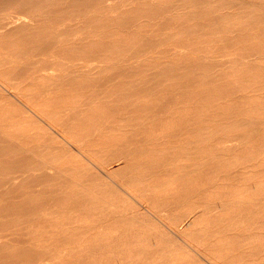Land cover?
Returning a JSON list of instances; mask_svg holds the SVG:
<instances>
[{"label":"bare ground","instance_id":"6f19581e","mask_svg":"<svg viewBox=\"0 0 264 264\" xmlns=\"http://www.w3.org/2000/svg\"><path fill=\"white\" fill-rule=\"evenodd\" d=\"M85 1L0 0V264H216L186 229L243 264L222 219L264 200V0ZM181 190L213 202L175 229Z\"/></svg>","mask_w":264,"mask_h":264},{"label":"rangeland","instance_id":"374dc122","mask_svg":"<svg viewBox=\"0 0 264 264\" xmlns=\"http://www.w3.org/2000/svg\"><path fill=\"white\" fill-rule=\"evenodd\" d=\"M124 1L126 0H118L116 3H120ZM67 3H70V1H60V2L54 1L53 4H67ZM84 3H92V4L96 3V4H102V5L109 4L105 0H91V1L88 0V1H85ZM163 3L174 4L175 1L174 2L163 1ZM15 10L17 9L11 8L8 5L1 8L0 9V22L13 20L14 17L11 14H16L18 10L17 11ZM164 67H165L164 63H161L159 67L157 66V68L155 69L153 68L152 70L162 69ZM256 129L258 130L259 128H256ZM251 132H253V130ZM91 148L94 150H97L95 149L97 147L94 146L93 143L91 145ZM121 181L131 185V183H136L139 180H121ZM231 182L234 184H237L238 186L242 185V182L240 180H233ZM216 183L218 187L220 184L225 183V181L216 180ZM214 188H216V186H211L208 191L214 190ZM180 193L182 196L183 195L185 196H183V199H181L177 203H173V202L169 203V205H172V208L170 211H166L164 208L160 211L161 213H164L163 215L164 220L171 225L173 224L170 223L169 218L170 219H172V217L182 218L184 215L187 214V211H189V209H192L195 212H199V209H201L203 205H204V208H206L208 204H211L213 202V201H208L206 199L202 201L206 193L205 190L199 191V192L196 191V193L188 197H187V192H184V190H181ZM251 195H252L251 190L243 189V190H238L234 192V195H230L229 197L239 198V197H246V196L249 197ZM221 198H224V197L221 196ZM214 201H215L214 202L215 204H218L220 202L219 200H214ZM251 202L252 200L250 198L248 199L246 198L245 201H240V202L235 203L237 206H240L245 209V214H243L242 216H235V218L230 219V221H228L227 219H222V221L225 223V225H233V227L228 228L230 229V233H239L242 236V238L248 236L243 239V242L242 241L240 242V245H243V249L241 250V252L245 251V253H247L246 258L243 259V264H264V200L263 201L261 200L259 202V205L254 206L252 209L248 208L251 206ZM201 204L203 205L200 206ZM213 212H215V210ZM213 212H210V214L207 216L208 217L211 216ZM218 212H222V209ZM207 216H202V218H206ZM223 217L224 215L222 216V218ZM243 217L246 220L242 219ZM191 219H193V217L191 216L186 217V220L184 221V223H186L187 220H191ZM155 226H156V229L158 230V232L155 234L156 237L159 238V232H162V234H164V242L170 247H173L175 248V250L182 253V255H184L185 258H187V254L190 251L194 253V251L191 249L190 246H187V244H184L182 241L180 242V240H178V238L174 236V234L171 231H169L168 228L164 226L162 227L161 224H155ZM173 228L177 229L174 225H173ZM188 235L189 234L187 233V229H186L183 234L184 238L186 240L188 239L189 242H191V245L193 247L206 253L207 260H211L212 262L215 261L216 264H221L219 258L209 253L208 247H212L209 241L203 238L189 237ZM224 237L228 241H230V239L232 238L231 235H224ZM151 241L155 242L156 240L152 239ZM245 243H248L247 246H244ZM153 246L155 247V245ZM114 249L116 253L112 257V259H114L118 255L119 253L118 251L124 250V248L122 247L114 248ZM201 262L203 264H208V262L205 259H202ZM125 264H138V263L131 260V261H127Z\"/></svg>","mask_w":264,"mask_h":264}]
</instances>
